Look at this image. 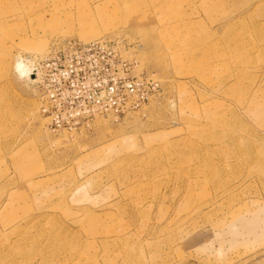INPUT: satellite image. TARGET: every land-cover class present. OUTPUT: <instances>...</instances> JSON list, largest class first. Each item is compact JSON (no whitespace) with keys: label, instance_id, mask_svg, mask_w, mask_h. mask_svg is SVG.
<instances>
[{"label":"rangeland","instance_id":"1","mask_svg":"<svg viewBox=\"0 0 264 264\" xmlns=\"http://www.w3.org/2000/svg\"><path fill=\"white\" fill-rule=\"evenodd\" d=\"M0 264H264V0H0Z\"/></svg>","mask_w":264,"mask_h":264}]
</instances>
